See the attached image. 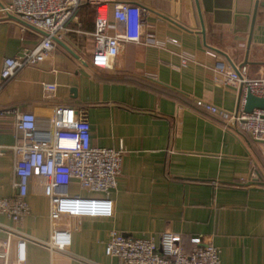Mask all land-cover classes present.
I'll return each mask as SVG.
<instances>
[{
	"label": "crops",
	"instance_id": "0c3cea01",
	"mask_svg": "<svg viewBox=\"0 0 264 264\" xmlns=\"http://www.w3.org/2000/svg\"><path fill=\"white\" fill-rule=\"evenodd\" d=\"M120 1L141 6L142 41L122 46L111 68L90 63L94 10L81 5L59 39L73 53L55 43L41 63L22 68L0 87V145L14 143L15 111L45 114L62 104L86 109L92 145L123 146L110 192L114 216L61 218L60 227H70V244L50 251L38 243L49 238L48 199L29 194V213L19 224L0 215V239L10 227L28 235L26 264H124L104 253L111 230L156 242L169 231L180 236L185 250L192 237L210 242L220 249L221 264H264V184L251 176L254 162L232 132L192 108L207 103L235 111L238 91L213 80L215 61L228 63L213 48L236 66L243 62L252 5L240 2L235 12L234 2L227 10L228 0L211 1L213 13L199 0L202 35L194 0ZM5 3L0 0V9ZM146 32L152 34L149 43ZM41 35L0 10V69L5 57L33 47ZM247 61L249 77H264V6L257 9ZM14 193L12 154L4 150L0 197ZM69 193L91 195L77 184Z\"/></svg>",
	"mask_w": 264,
	"mask_h": 264
},
{
	"label": "built area",
	"instance_id": "2783aa9c",
	"mask_svg": "<svg viewBox=\"0 0 264 264\" xmlns=\"http://www.w3.org/2000/svg\"><path fill=\"white\" fill-rule=\"evenodd\" d=\"M81 5L94 10V45L91 65L111 68L122 46L142 41V8L139 4L120 0H6L1 11L14 15L44 32L31 48L20 54L5 57L0 69V87L22 68L41 63L68 29L67 24ZM109 13L113 18L109 20ZM146 32L144 42H151ZM208 54L216 58L214 51ZM186 57L181 58L185 64ZM213 80L224 87L238 91L242 97L236 112L227 114L216 107L202 103L199 108L224 120V129L232 132L245 146L254 166L251 176L264 181V107L243 111L246 91L264 98V77H249L245 66L234 70L218 59L211 67ZM54 90V84H44ZM196 110V109H195ZM199 112V111H198ZM201 113V112H200ZM227 124H233L237 131ZM15 140L10 146L0 145L12 154V185L15 193L0 197V215L19 224L29 213L27 196L48 199L50 221L49 238L40 245L53 250H65L71 240L70 227H60L63 217L84 216L111 218L115 201L110 196L120 172L122 145L118 148L95 146L90 143V127L86 109L81 106L54 105L39 114L36 111L14 112ZM77 184L91 195L70 194L69 187ZM98 194V195H95ZM29 236L10 227L7 236L0 239V264H26L25 243ZM192 247L185 250L180 236L165 231L158 242L152 236L136 237L115 229L109 232L104 253L124 264H221L220 249L200 237L190 239Z\"/></svg>",
	"mask_w": 264,
	"mask_h": 264
},
{
	"label": "water",
	"instance_id": "95a60500",
	"mask_svg": "<svg viewBox=\"0 0 264 264\" xmlns=\"http://www.w3.org/2000/svg\"><path fill=\"white\" fill-rule=\"evenodd\" d=\"M211 1H214V2H219V0H201L202 4H203V7H204V10L205 11H210V12H213L212 11V8H208L207 5L210 4ZM229 2H231V5L229 6L228 5H225L224 6V9H227V10H230V8L232 7V3L234 4L235 6V12L239 11L237 10V5L240 3V2H243L245 0H228ZM249 2V4L252 5V12H251V16H250V21H249V31H248V38H247V43H246V54H245V58L243 60V62L241 64H239L238 66H236L232 60L230 59V57L222 50H219V49H216V48H213L214 51H216L217 53H219L220 55H222L226 61L230 64V66L234 69V70H237L238 68H240L241 66L245 65L248 63L247 61V55H248V49L250 47V43H251V39H252V34H253V29H254V24H255V19H256V14H257V9H258V6H264V3L260 0H247ZM228 2V3H229ZM194 4H195V7H196V12H197V15H198V18H199V23H200V33L202 35H204V22H203V17H202V11H201V7H200V1L199 0H194ZM215 13V12H213ZM229 12H227L228 14ZM5 16L7 18H10V19H13V20H16L18 22H20L21 24H24L28 27H31L32 29L40 32L41 34H44L43 31L37 29L36 27L32 26L31 24L21 20L20 18L14 16V15H11V14H8L6 13ZM238 17V16H237ZM235 16V19L237 18ZM245 19H249L247 15L244 16ZM55 41V43H58V44H61L64 48H66V50H68L70 53H73L72 50H70V48H68V46H66L63 42H61L59 39H53ZM242 94H243V91H242V86L239 87L238 89V92H237V106H236V109L234 112H236V110L238 109V106H239V102L241 100V97H242ZM264 107V98H259V97H256V96H253L251 93H249L248 91L245 92L244 94V105H243V111L244 112H250L253 108H263ZM192 108L196 109L197 111L201 112L202 114L208 116V117H211L213 119H215L216 121L220 122V123H225L224 120H221L219 118H217L216 116H214L213 114L199 108L198 106H196L195 104H192ZM217 108V107H216ZM218 110L220 111H223L219 108H217ZM227 114H230V112H226ZM228 127H230L231 129L236 130L235 126L233 124H227ZM250 183V182H249ZM252 183V182H251ZM260 184H264V182L262 180H260L259 182Z\"/></svg>",
	"mask_w": 264,
	"mask_h": 264
}]
</instances>
